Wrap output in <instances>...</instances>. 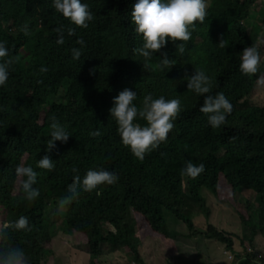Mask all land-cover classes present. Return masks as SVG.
Returning a JSON list of instances; mask_svg holds the SVG:
<instances>
[{
	"label": "trees",
	"instance_id": "1",
	"mask_svg": "<svg viewBox=\"0 0 264 264\" xmlns=\"http://www.w3.org/2000/svg\"><path fill=\"white\" fill-rule=\"evenodd\" d=\"M83 2L94 18L88 28L76 27L70 36L67 29L75 26L56 12L52 0H0V40L13 60L9 78L0 87V208L5 211L0 228L20 216H27L30 225V230L9 226L0 248L19 247L29 264H44L53 254L48 247L53 237L80 232L86 236L89 264L103 261L117 247L128 249L130 262L146 264L141 257L145 255L139 235L142 221L163 249L177 250L176 237L166 230V210L186 224L189 235L197 231L204 239L224 245L232 254H227L228 264L244 257L247 260L239 264H251L249 260L264 264V107L249 103L254 86L264 82V65L253 76L238 69L243 49L255 46L245 22L253 26L259 14L264 36V8L258 0H206L205 22L191 29L183 53L176 49L179 41H169L145 60L135 52L142 44L131 21L135 0ZM25 24L27 34L21 31ZM61 26L64 43L57 44L56 29ZM77 40L84 44L80 60L74 61L71 49L81 47ZM258 49L264 51L263 46ZM161 52L169 65H160ZM42 66L48 71L42 73ZM201 69L211 78L212 94L222 92L233 106L219 129L211 128L207 115L199 111L203 97L187 89V79ZM62 88L64 104H47V98ZM125 88L137 92L138 105L146 93L181 101L167 141L142 161L121 144L109 113L113 97ZM52 117L70 136L48 151ZM94 130L100 135L91 136ZM45 154L54 161L51 172L36 168ZM187 161L203 163L204 172L195 179L183 175ZM18 165H30L39 173L34 187L40 196L35 201L26 200L19 188L20 178L14 172ZM90 168L114 171L119 179L91 192L80 190L62 208L59 219H52L54 206L68 195L72 177H83ZM225 189L229 194L221 202L233 208L238 193H252L255 199V206L246 201L244 209L236 208L242 245L249 244L237 253L231 233L207 222L201 228L193 221L200 215L208 219L207 205L212 206ZM203 190L209 193L207 201L201 196Z\"/></svg>",
	"mask_w": 264,
	"mask_h": 264
},
{
	"label": "clouds",
	"instance_id": "2",
	"mask_svg": "<svg viewBox=\"0 0 264 264\" xmlns=\"http://www.w3.org/2000/svg\"><path fill=\"white\" fill-rule=\"evenodd\" d=\"M52 5L56 12L62 14L75 26L67 29V34L70 36L75 35L76 27L88 28L89 22L94 18L89 5L83 0H52ZM207 15L206 0H135L131 10V21L135 25V33L142 39L141 46L136 48L135 52L145 60H150L154 53L163 49L169 41H179L176 49L183 53L185 42L192 37L191 29L196 24H203ZM21 31L27 34L28 26L23 25ZM56 33V43L63 44L65 35L63 26L58 27ZM77 44L81 47L71 49V57L74 61L80 60L84 42L77 40ZM8 57L9 48L3 40H0V87L5 86L10 75L13 60ZM261 63L259 49L251 45L241 52L238 69L242 75L253 76L260 71ZM169 64L166 54L161 52L160 65L163 67ZM40 71L43 73L48 69L42 66ZM187 89L203 97L199 111L207 115V123L211 128L219 129L226 124L227 116L231 114L233 106L222 92L212 94V81L205 70L194 71L187 79ZM136 100L137 92L125 88L113 97L109 113L117 125L121 144L127 147L136 159L142 161L146 154L167 141L169 133L174 128V122L181 112V101L179 98L166 99L163 95L154 98L151 93H146L139 105L135 103ZM140 120L145 123H139ZM50 128L48 151L56 147V141L66 143L70 136L55 117L51 118ZM90 135L99 136L100 132L94 130ZM54 167V161L47 154L36 162L38 169L51 172ZM204 170L203 163L195 164L187 161L181 173L195 179ZM76 171L73 169V172ZM14 172L16 177L20 178L19 188L24 198L35 201L40 196L39 189L34 187L39 173L30 165H18ZM118 179L117 173L104 168H90L83 177L74 175L67 187L68 195L60 200V206L64 208L69 205L79 195L80 190L91 192L100 185H113ZM9 226L15 230H30L28 217L20 216L10 222V225L0 228V241L7 239ZM0 264H29V260L23 249L9 245L0 248Z\"/></svg>",
	"mask_w": 264,
	"mask_h": 264
},
{
	"label": "rangeland",
	"instance_id": "3",
	"mask_svg": "<svg viewBox=\"0 0 264 264\" xmlns=\"http://www.w3.org/2000/svg\"><path fill=\"white\" fill-rule=\"evenodd\" d=\"M260 8H264V0H258ZM249 27L250 35L253 38L257 48L264 47V36L260 31H263L260 15L257 14L253 19V26H250L249 21L245 22ZM260 28V29H259ZM256 35V32H258ZM256 35V36H255ZM262 63L264 65V51H260ZM264 79V74H263ZM249 103L254 107H264V82L254 86ZM47 104H64V89H60L57 94L50 95L47 98ZM18 186L14 187V194L17 192ZM186 190V186L184 188ZM207 191H201V196L207 201ZM229 194V189L221 192V196L217 200H213L212 206L207 205L211 209L208 219L203 215L196 216L193 221L198 227L204 228L205 222L214 224L215 227L228 231L233 236L235 253L241 252L244 246L249 247L247 242L242 245L243 233L242 223L237 209H244L245 202L248 201L252 206H255L254 195L249 192L238 193L234 197L236 208L231 205L221 202L224 196ZM183 200L187 202L185 195ZM190 209H196L188 206ZM62 207L60 202L54 206L52 210V219L57 220L60 217ZM166 230L169 234L176 237L175 245L177 250L169 252L163 249V244L156 241V237L147 233L148 225L143 223V231L140 232V239L144 248V254L141 257L146 260V264H176L181 259L183 264H228V255L224 245L210 239H204L197 231L192 235L188 234V227L181 220H177L172 213L163 211ZM5 218V211L0 208V222ZM138 229V224L136 226ZM143 235V236H142ZM166 244V243H165ZM108 246V245H107ZM53 254L44 264H89L90 256L87 255L86 236L80 232L74 235H64L62 233L53 237L52 242L48 246ZM106 247V246H105ZM197 247V249H196ZM251 247L252 250H255ZM206 255V256H202ZM208 255V256H207ZM232 255V254H230ZM144 261V260H143ZM132 262V263H131ZM128 260V249L122 248L108 251L106 258L103 261H97L95 264H136Z\"/></svg>",
	"mask_w": 264,
	"mask_h": 264
},
{
	"label": "water",
	"instance_id": "4",
	"mask_svg": "<svg viewBox=\"0 0 264 264\" xmlns=\"http://www.w3.org/2000/svg\"><path fill=\"white\" fill-rule=\"evenodd\" d=\"M242 260H247L246 258H240V259H238L236 262H235V264H239ZM250 261V263H252V264H260L259 262H256V261H252V260H249Z\"/></svg>",
	"mask_w": 264,
	"mask_h": 264
}]
</instances>
